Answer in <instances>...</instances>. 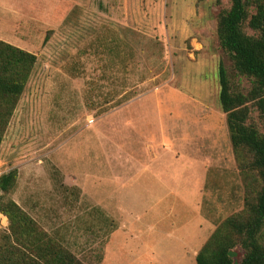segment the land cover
I'll use <instances>...</instances> for the list:
<instances>
[{
  "label": "rangeland",
  "instance_id": "374dc122",
  "mask_svg": "<svg viewBox=\"0 0 264 264\" xmlns=\"http://www.w3.org/2000/svg\"><path fill=\"white\" fill-rule=\"evenodd\" d=\"M35 2L32 20H13L5 29L10 41L0 39L37 59L0 147V177L18 171L16 187L0 191V200L16 202L84 264H102L107 209L93 199L106 174L96 146L93 168L88 158L91 130H105L101 121L128 102L206 103L209 92L219 107V65L231 68L217 38L221 8L216 0ZM177 113L189 124L202 116ZM86 168L98 179L87 178ZM236 172L217 226L243 210L245 184ZM8 227L0 213V233ZM242 255L233 251L236 264Z\"/></svg>",
  "mask_w": 264,
  "mask_h": 264
},
{
  "label": "crops",
  "instance_id": "0c3cea01",
  "mask_svg": "<svg viewBox=\"0 0 264 264\" xmlns=\"http://www.w3.org/2000/svg\"><path fill=\"white\" fill-rule=\"evenodd\" d=\"M35 6V0H0V39L10 41L7 25L32 20ZM205 95L206 103L190 100V106L158 99L124 103L101 121L105 130L92 128L88 158L93 168L100 158L96 146L106 174L93 199L107 209L102 264H197L223 215L224 195L237 186L226 116ZM177 111L202 116L189 124ZM88 170L82 172L93 178Z\"/></svg>",
  "mask_w": 264,
  "mask_h": 264
},
{
  "label": "trees",
  "instance_id": "16d2710c",
  "mask_svg": "<svg viewBox=\"0 0 264 264\" xmlns=\"http://www.w3.org/2000/svg\"><path fill=\"white\" fill-rule=\"evenodd\" d=\"M217 38L231 63L219 65V103L241 180L244 207L219 224L197 264H264V0H216ZM36 56L0 40V147L36 64ZM247 88H243V84ZM18 171L0 177L11 193ZM8 230L0 233V264H84L13 200H0Z\"/></svg>",
  "mask_w": 264,
  "mask_h": 264
}]
</instances>
